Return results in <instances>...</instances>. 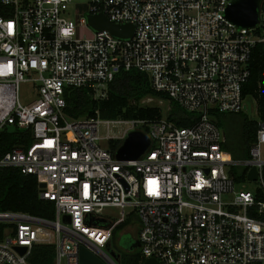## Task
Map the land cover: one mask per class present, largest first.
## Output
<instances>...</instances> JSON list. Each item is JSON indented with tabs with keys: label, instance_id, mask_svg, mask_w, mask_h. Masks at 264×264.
<instances>
[{
	"label": "built area",
	"instance_id": "2783aa9c",
	"mask_svg": "<svg viewBox=\"0 0 264 264\" xmlns=\"http://www.w3.org/2000/svg\"><path fill=\"white\" fill-rule=\"evenodd\" d=\"M76 1L0 0V132L30 135L0 157V167L35 176L39 198L54 204L52 219L0 211V264H30L38 244L53 247L52 264H80L81 247L119 264L105 248L123 223L137 226L143 261L264 264V118L253 119L248 157L235 160L210 114L243 110L251 52L264 42V2L259 23L245 29L225 19L231 0H83L86 11L75 18ZM99 13L132 24L133 35L93 30L87 15ZM131 69L197 120L181 127L167 116L66 114V89L87 88L102 99L116 74ZM21 84L34 90L25 104ZM129 130L151 140L135 160H117L116 149L99 144L121 141ZM252 167L255 180L247 178ZM233 168L244 178L236 181Z\"/></svg>",
	"mask_w": 264,
	"mask_h": 264
},
{
	"label": "trees",
	"instance_id": "16d2710c",
	"mask_svg": "<svg viewBox=\"0 0 264 264\" xmlns=\"http://www.w3.org/2000/svg\"><path fill=\"white\" fill-rule=\"evenodd\" d=\"M66 114L71 118L96 117L104 120L140 119L154 120L162 116L158 107H145L138 104L144 97L151 96L168 100L161 92H156L150 85L146 73L138 70L120 71L108 84L105 98L95 99L87 88H70L65 90ZM251 96L255 100L258 117L264 118V42L254 45L249 60V76L242 85V97ZM170 109L167 120L177 126L192 125L198 118L197 113H190L169 101ZM214 121L224 132L223 148L235 160L248 157L249 147L254 140L256 121L244 112L219 113L211 111ZM238 115V116H235ZM30 141L27 130L5 128L0 132V157L16 144L26 146ZM120 140H110L109 147L114 150ZM238 169H232L236 181L244 178L236 176ZM0 211L23 212L44 219L54 217L53 201L40 199L37 180L33 175H24L17 168L0 167ZM125 223L114 229H122ZM1 235V226H0ZM54 250L51 245L38 244L32 248L30 264H52ZM143 261L139 250L120 255L121 264H141Z\"/></svg>",
	"mask_w": 264,
	"mask_h": 264
},
{
	"label": "water",
	"instance_id": "95a60500",
	"mask_svg": "<svg viewBox=\"0 0 264 264\" xmlns=\"http://www.w3.org/2000/svg\"><path fill=\"white\" fill-rule=\"evenodd\" d=\"M264 0H231L225 10V19L232 25L245 29H253L259 23L260 10ZM87 23L93 30H107L120 38H129L133 35L134 26L130 23L114 24L103 14L87 15ZM151 140L148 135L140 130H129L121 139L115 150V158L120 161L135 160L141 157L149 148ZM247 178L256 179V170L252 167ZM43 186L44 184H39ZM90 216V214H87ZM68 222V216L64 217ZM140 246L138 240H134L130 248L136 249ZM19 253L25 251V247H18ZM116 262L120 261V255L111 252ZM80 264H105L100 258L92 254L84 247L79 251ZM141 264H159L155 259H145Z\"/></svg>",
	"mask_w": 264,
	"mask_h": 264
},
{
	"label": "rangeland",
	"instance_id": "374dc122",
	"mask_svg": "<svg viewBox=\"0 0 264 264\" xmlns=\"http://www.w3.org/2000/svg\"><path fill=\"white\" fill-rule=\"evenodd\" d=\"M79 1H83V0H77L75 3L76 13L73 16L75 18H78L80 15H82L83 12L86 11L85 1H83V5H81ZM33 96H34L33 88L28 86V84H21L20 89H19L20 102L22 104H25L29 102L30 100H32ZM138 104L140 106H145V107H158L161 110L162 116H167L168 111L170 109V104L168 100L151 97V96L144 97L141 101L138 102ZM242 112L247 114L250 119L258 118L254 98H252L251 96H246L244 98ZM235 116H238V115H235ZM118 127L119 126L112 127L111 133H116ZM100 130L102 131V133H104L105 127L101 125ZM99 144L103 148H106L109 145V143L105 139L101 140ZM254 185L255 183L249 182L247 184V187L251 189L254 187ZM106 211L114 212L113 209H107ZM136 233H137V226L135 224L125 225L122 229L117 230V232L112 237L110 250H107L105 248V251L108 254H111V252H114L115 254L121 255V257L125 256V254L127 253L125 249L128 245H130L133 242V240H135ZM135 250H139V248H136ZM119 264L121 263L119 262Z\"/></svg>",
	"mask_w": 264,
	"mask_h": 264
},
{
	"label": "flooded vegetation",
	"instance_id": "af4514ba",
	"mask_svg": "<svg viewBox=\"0 0 264 264\" xmlns=\"http://www.w3.org/2000/svg\"><path fill=\"white\" fill-rule=\"evenodd\" d=\"M133 242H134V240H133ZM131 244L126 247V249H125L126 252H131L132 250H134L133 248H130Z\"/></svg>",
	"mask_w": 264,
	"mask_h": 264
}]
</instances>
